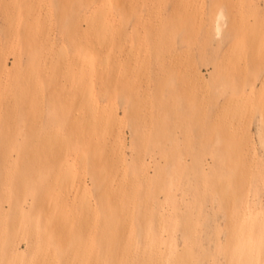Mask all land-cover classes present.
Returning a JSON list of instances; mask_svg holds the SVG:
<instances>
[{"label":"rangeland","instance_id":"1","mask_svg":"<svg viewBox=\"0 0 264 264\" xmlns=\"http://www.w3.org/2000/svg\"><path fill=\"white\" fill-rule=\"evenodd\" d=\"M0 264H264V0H0Z\"/></svg>","mask_w":264,"mask_h":264},{"label":"bare ground","instance_id":"2","mask_svg":"<svg viewBox=\"0 0 264 264\" xmlns=\"http://www.w3.org/2000/svg\"><path fill=\"white\" fill-rule=\"evenodd\" d=\"M90 58H92V57H90ZM115 208H116V205L113 202H111V203L107 204V208L106 209H103V210L104 211L106 210L109 213L110 211L114 210ZM109 225H110V223L108 222L107 225H106L107 228L105 230V241H106L107 247H108L107 248V251H106V255H107V257L108 256H111L114 259V261H118L119 260V254L117 252L112 251L109 248V246H111V244L113 242H115V240H116V237L113 236L112 233L108 229L109 228L108 227Z\"/></svg>","mask_w":264,"mask_h":264}]
</instances>
